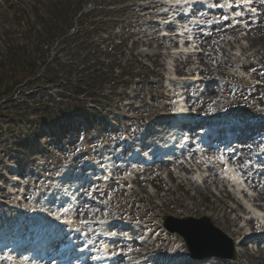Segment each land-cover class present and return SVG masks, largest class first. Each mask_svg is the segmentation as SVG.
<instances>
[{"label":"rangeland","instance_id":"rangeland-1","mask_svg":"<svg viewBox=\"0 0 264 264\" xmlns=\"http://www.w3.org/2000/svg\"><path fill=\"white\" fill-rule=\"evenodd\" d=\"M55 1L0 0V61L7 68L11 69L10 59L14 64L23 54L42 53L43 44L35 40L38 27L34 10L39 7L45 14L48 10L53 14L61 8L51 10ZM165 1L84 0V35L70 44L55 41L47 52L48 57L59 58L64 65L56 62V70L47 72L46 66L40 68L35 77L14 89L25 88V92L11 100L4 98L3 102L9 103L6 113L41 119L57 116L60 123L40 130L38 136L30 133L26 141L20 133L11 137L3 131L0 135V240L11 243L18 240L15 235L19 234L24 239L34 237L42 219L66 216L57 196L65 184L72 187L81 183L84 187L69 214L67 231L73 233V244L80 246L83 240L95 245L98 253L72 260L75 264H93L98 254L107 258L103 254L106 248H114L111 257L115 256L116 264H264V242L250 240L241 247L236 260L215 256L196 259L189 255L182 237L163 226L164 215L171 214L207 215L235 238L259 228L258 220L251 218L244 207L249 197H242L232 187L246 199L244 203L234 200L227 188H221L215 168L203 170V159H198L195 152L185 154L198 161L193 170L179 162L154 161L141 171L137 167L153 161L155 152L167 146V139L177 129L173 120L179 97L188 99V107L197 119L211 114L206 122L181 126L192 133L195 143L200 132L221 121L224 126L238 120L254 123L255 127H246L247 132L256 137L264 133V5L258 6L263 14L254 16L259 22L249 31L238 27L225 32L227 28L217 27L213 37L199 44L202 52L195 61L205 69L201 73L216 78L223 74L225 82L220 89L228 94L224 99L216 82L209 84L208 91L198 92L199 87L181 78L201 70L192 68L187 54L175 50L178 53L168 59L169 40L159 33L160 23L166 20L161 14ZM208 19L212 21L213 15ZM228 65L233 68L230 70ZM18 67L7 72L9 80L16 73L21 78L22 69ZM98 68L106 71L100 77ZM246 73L254 85L244 79ZM169 75L174 77L170 84ZM102 79L100 89L88 87V83ZM81 90L83 95L88 94L83 112L87 118L74 117L76 114L69 117V104L79 103L71 94ZM25 99L23 103H29V107L19 105ZM45 105L50 107L44 109ZM37 107L44 109L43 113ZM15 115L6 114L16 124L22 120V128L29 130L27 121ZM254 140L248 138L245 142L251 146ZM149 148L155 152H149ZM136 150L142 153L140 159L130 156ZM242 155L247 157L252 152L244 151ZM110 165L123 169L111 173L107 170ZM259 166L261 170L255 173L245 171L256 201L264 202V165ZM175 167L180 173L173 172ZM102 170L107 174L103 175ZM198 181H203L202 185ZM93 183L100 186L93 187L97 191H90ZM62 240L56 241L52 249ZM3 252L5 256L7 251Z\"/></svg>","mask_w":264,"mask_h":264},{"label":"trees","instance_id":"trees-1","mask_svg":"<svg viewBox=\"0 0 264 264\" xmlns=\"http://www.w3.org/2000/svg\"><path fill=\"white\" fill-rule=\"evenodd\" d=\"M84 0H75L74 3H70V2H60L59 0H56L53 4H52V9H55L57 7H61L58 9H55L53 14H50L48 10L47 14H45L41 9H37L35 11L36 14V18H37V22L38 24L41 26V30L40 29H35V33H36V39L37 43L39 45L43 44V48H42V53H39V55H33L30 56L28 54H23L20 56L19 60L17 61V63L15 62L14 64H12V60L10 59V64L9 66L11 67V69L7 68L4 62L0 61V135L2 134V132L5 130L4 125L8 126L9 128L13 129V132H15V128H16V123L14 122L15 120L12 119L10 116H6V114H13L12 112L10 113H6L4 112L5 108L7 107V104L9 105V103H4L2 102V100L5 98L6 101L7 100H11L12 98L15 97V95L17 93L22 94L23 92L26 91V89H20L17 91H14V89L20 85L23 81L30 79L32 77H35L37 75V73L39 72V69L42 68L45 64L47 67V71H53L56 70V67L54 65V63L58 62L61 65H64L59 58L57 59H52L49 61V57L47 56V52L50 50L51 45L54 43V41L58 38H60L62 35L68 33L74 26H75V19L76 16L78 14L79 11L82 10L83 6H82V2ZM94 10H92L93 12ZM47 15V17H46ZM87 19V15H81V17L78 19V27L76 29V31H74V33H72L71 35L65 37L64 39H62L61 44L65 45L71 41L74 40H78L80 37H82L83 34V30H85L82 26L85 25V21ZM68 49H70L71 47L68 46L66 47ZM66 50V49H65ZM25 62L23 65L22 63ZM21 66V73L20 76L21 78L18 79V74H14L13 77L9 80L7 77V72H12L13 69L18 70V66ZM20 69V68H19ZM101 72V73H100ZM97 71V77H100L104 74V71ZM107 74V73H106ZM16 77V78H15ZM15 78V79H14ZM105 79V77H104ZM104 79H102L101 81H99L98 83L94 84V83H88V87H91L92 85H94V87L100 89L101 86H103L104 83ZM31 83V82H30ZM2 87H4L2 89ZM4 90V92H3ZM84 91H76L73 92L71 95L73 96V98L75 100H77L79 103L78 104H72L70 103V112L69 114H74L78 111H80L81 109L84 108L85 104L87 103V100L85 99V95H83ZM30 95V94H28ZM78 96V97H77ZM7 97V98H6ZM23 102H27L26 99L23 100L22 102L19 103V105H28L27 107H29V103L24 104ZM14 104V103H13ZM49 105H45L44 109L49 108ZM43 109V110H44ZM43 110H41L39 107H37V111H40L43 113ZM3 115V116H2ZM15 116H22L23 120L29 122L31 124V126H33V124L37 123V120L35 119H31V117L26 116V114H16ZM43 122L47 125L50 124V122L47 119H44ZM20 127L22 128V120L20 121ZM12 136H14L13 133H10ZM35 134V133H34ZM25 135V134H24Z\"/></svg>","mask_w":264,"mask_h":264},{"label":"water","instance_id":"water-1","mask_svg":"<svg viewBox=\"0 0 264 264\" xmlns=\"http://www.w3.org/2000/svg\"><path fill=\"white\" fill-rule=\"evenodd\" d=\"M164 221L168 229L182 235L193 255L203 256L208 254L228 258L236 257L233 239L224 231L211 224L207 217L201 219H179L174 216H165ZM201 225L205 226L203 232L199 230ZM202 246H205V250H201Z\"/></svg>","mask_w":264,"mask_h":264},{"label":"bare ground","instance_id":"bare-ground-1","mask_svg":"<svg viewBox=\"0 0 264 264\" xmlns=\"http://www.w3.org/2000/svg\"><path fill=\"white\" fill-rule=\"evenodd\" d=\"M186 1H188V0H186ZM202 1H207V0H202ZM207 5H209V3H206ZM189 6V5H188ZM188 6H186L185 7V11H189V8H188ZM164 31H165V33H168L167 31H166V29H164ZM188 31V32H187ZM188 33L189 35L192 33V31H191V29H189L187 26H181V29L179 30V35H181V36H185V33ZM177 34V35H178ZM183 39V38H182ZM182 39H181V41H182ZM192 46H194V45H192ZM181 48H182V50H186V47L184 46V45H182L181 46ZM178 101H180V100H178ZM186 107L184 106V104L182 103V102H177V104H176V110H177V112L179 113V114H181V112H183V111H186ZM175 122H176V125H182V121H181V119L179 118V119H175ZM183 135H185V133H184V131H183V128H178L176 131H175V133H173L172 135H171V138L170 139H168V144H170L171 143V146H170V149L169 150H171L169 153H167L166 154V156H171V154L170 153H174L175 152V150H172V149H177V150H179L180 148H183L184 146H185V144H183L182 142H181V139L183 138ZM201 138H202V140H201V142H203V140L206 142L207 140H209L208 139V136H203V135H201ZM226 142V144L228 143V141H225ZM177 144V145H176ZM187 145V144H186ZM256 158V157H255ZM257 160H254V161H252L253 163H255ZM252 164V163H251ZM180 173V172H179ZM235 182H237V183H239L238 181H236V180H234ZM236 183V189L239 191V188H240V186L239 185H241V184H237ZM79 184L80 183H74L73 185H72V188L70 189H68V187H70V186H68L67 184H65L63 187H62V189H64V194H66L65 196L66 197H68V202H67V205H66V207H65V209L68 211V210H70V208H72V202L71 203H69L70 201H74V199H75V197H76V194H75V192H74V190L77 188V187H79ZM61 189V190H62ZM81 189V188H80ZM242 195V194H241ZM254 202H252V200L251 201H249L248 203H247V207L249 208V209H251L252 210V212H253V214H255L256 216H258V217H260V218H264V213H263V211H261V210H259V209H257L255 206H254V204L256 205V206H258L256 203H254ZM70 204H71V206H70ZM70 207V208H69ZM210 216H211V214H209ZM62 219L63 218H54L53 220H51V221H49V223H51V224H47L46 222L45 223H43L41 226H40V229H39V232H38V234L35 236L36 237V240H38L39 239V241H42V242H44L45 241V239L47 238V239H50L52 236H55V235H57V232L56 231H54V227L55 226H57L59 229H61L62 228V225H68L70 222H69V219H68V217L64 220V221H62ZM58 229V230H59ZM199 230H201V232H203L204 231V229H201V228H199ZM49 232H52L53 233V235H48V233ZM248 233L249 234H251L252 232L251 231H248ZM19 241H23V239H21V240H19ZM18 241V242H19ZM18 242H16V243H18ZM238 242H239V245L241 244V240L240 239H238ZM37 243H38V241H37ZM238 251L240 252L241 251V249H240V246H239V248H238ZM31 258H32V256H31ZM13 262H14V259H13ZM34 264V263H33Z\"/></svg>","mask_w":264,"mask_h":264},{"label":"snow or ice","instance_id":"snow-or-ice-1","mask_svg":"<svg viewBox=\"0 0 264 264\" xmlns=\"http://www.w3.org/2000/svg\"><path fill=\"white\" fill-rule=\"evenodd\" d=\"M243 2L244 3H249L250 2V0H243ZM261 3H264V0H261ZM253 12H255L256 10L253 8V9H251ZM240 15H242V13L241 12H236V16H240ZM224 19H227V17H224ZM217 159H219L221 162H224V157L223 156H220V157H218ZM228 169L227 168H225V171H227ZM236 177H233V179H235ZM67 211V210H66ZM70 222V221H69Z\"/></svg>","mask_w":264,"mask_h":264}]
</instances>
